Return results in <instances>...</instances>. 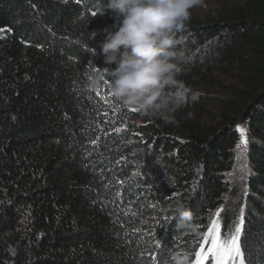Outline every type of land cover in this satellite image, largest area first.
<instances>
[{
  "label": "trees",
  "instance_id": "trees-1",
  "mask_svg": "<svg viewBox=\"0 0 264 264\" xmlns=\"http://www.w3.org/2000/svg\"><path fill=\"white\" fill-rule=\"evenodd\" d=\"M108 3L0 0V264H170L173 251L194 264L217 210L222 237L234 234L222 212L244 125L241 250L264 264V0L191 10L173 51L188 59L178 79L203 93L171 122L123 106L110 82L91 87L109 67ZM215 89L227 95L216 117ZM176 202L198 234L177 230Z\"/></svg>",
  "mask_w": 264,
  "mask_h": 264
},
{
  "label": "clouds",
  "instance_id": "clouds-1",
  "mask_svg": "<svg viewBox=\"0 0 264 264\" xmlns=\"http://www.w3.org/2000/svg\"><path fill=\"white\" fill-rule=\"evenodd\" d=\"M198 5L203 6V0H109L114 30H105L100 45L109 67L93 75L91 87L100 89L110 82L111 95L123 106L171 122L175 111L197 95L178 79L188 59L178 63L173 49L179 43L177 33ZM169 212L178 231L198 234L194 214L184 203L170 205ZM169 260L170 264H192L187 252H170Z\"/></svg>",
  "mask_w": 264,
  "mask_h": 264
},
{
  "label": "snow or ice",
  "instance_id": "snow-or-ice-1",
  "mask_svg": "<svg viewBox=\"0 0 264 264\" xmlns=\"http://www.w3.org/2000/svg\"><path fill=\"white\" fill-rule=\"evenodd\" d=\"M95 15V13H93ZM99 71V69H97ZM107 83V82H106ZM107 102L106 97H101ZM132 111H136L132 109ZM107 115V113H105ZM121 129L117 128L119 132ZM240 133L241 140L237 145L238 151H244L247 147L246 133L243 128H237ZM222 209L215 212V218L212 220L211 225L207 228L204 234L203 245L199 251L195 253L194 264H244V254L241 250L240 238L244 228L243 216L239 218V222L235 227V232L230 238H223L220 226V214ZM160 246V241L156 243V247ZM155 264V257L152 258Z\"/></svg>",
  "mask_w": 264,
  "mask_h": 264
},
{
  "label": "rangeland",
  "instance_id": "rangeland-1",
  "mask_svg": "<svg viewBox=\"0 0 264 264\" xmlns=\"http://www.w3.org/2000/svg\"><path fill=\"white\" fill-rule=\"evenodd\" d=\"M214 1L215 0H203V6H200V8L205 13L211 12L212 8L214 7L213 4ZM201 89H202L201 87L200 88L197 87L195 89L197 94H200V92L203 93ZM210 96H211L210 97L211 103L209 104L208 108L213 110V113L215 114L216 117L217 115L216 112L218 111L216 110V108L217 109L219 108L221 102L223 101L222 98L224 99V97L227 95L226 93L215 89L214 91H210ZM209 121L210 122L213 121V118H210ZM238 127L243 128L246 131L245 125ZM237 134H238V140L234 149L235 152L233 156V161L230 169L227 172L228 175L226 178V181L228 179L231 188L230 197H229L230 199H229V204L225 206L224 211L222 212V214L228 217L229 219H233L234 222L236 221L234 226V232H235V227L239 222V218L242 216V209L244 208L242 198H244V195H246L245 185L248 179L247 149L242 152L237 150V145L241 140V136L238 131ZM221 222L222 221H220V223Z\"/></svg>",
  "mask_w": 264,
  "mask_h": 264
}]
</instances>
